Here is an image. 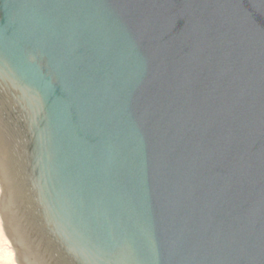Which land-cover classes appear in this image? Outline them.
<instances>
[{"label":"water","instance_id":"95a60500","mask_svg":"<svg viewBox=\"0 0 264 264\" xmlns=\"http://www.w3.org/2000/svg\"><path fill=\"white\" fill-rule=\"evenodd\" d=\"M0 183L20 264H264V0H0Z\"/></svg>","mask_w":264,"mask_h":264},{"label":"bare ground","instance_id":"6f19581e","mask_svg":"<svg viewBox=\"0 0 264 264\" xmlns=\"http://www.w3.org/2000/svg\"><path fill=\"white\" fill-rule=\"evenodd\" d=\"M2 186L0 183V199L2 196ZM10 237L8 236L2 218V211L0 208V264H20L17 257H14L15 251L11 248ZM12 242V241H11ZM13 247V246H12Z\"/></svg>","mask_w":264,"mask_h":264},{"label":"rangeland","instance_id":"374dc122","mask_svg":"<svg viewBox=\"0 0 264 264\" xmlns=\"http://www.w3.org/2000/svg\"><path fill=\"white\" fill-rule=\"evenodd\" d=\"M10 239V238H9ZM10 245H11V248L13 249L14 248V245H13V243L11 242V240H10ZM13 246V247H12ZM13 251H15V249H13ZM14 257H16V254H14ZM19 262V261H18Z\"/></svg>","mask_w":264,"mask_h":264}]
</instances>
